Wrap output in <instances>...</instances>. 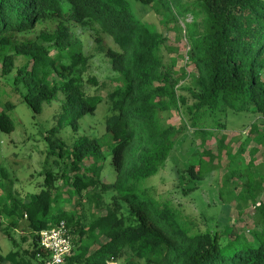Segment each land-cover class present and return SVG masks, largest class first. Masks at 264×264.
Instances as JSON below:
<instances>
[{"label": "trees", "instance_id": "1", "mask_svg": "<svg viewBox=\"0 0 264 264\" xmlns=\"http://www.w3.org/2000/svg\"><path fill=\"white\" fill-rule=\"evenodd\" d=\"M147 1L163 5L166 21L192 14L184 26L189 62L180 70L174 58L172 63L165 59L166 35L153 22L137 18L128 0H0L2 70L12 71L16 56L25 57L15 81L26 86L24 99L35 112L58 99L62 91V120L77 130L82 117L102 100L100 93L88 94L84 88L78 70L88 56L78 40L71 38L69 21L98 25L113 37L116 47L105 44L102 32L96 36L120 75L109 92L112 113L105 132L83 134L71 146L57 138L59 158L54 159L58 168L46 165V185L24 198L33 248H25L22 255L19 248L12 249L0 254V259L33 264L31 258H37L39 250L38 232L66 220L72 234L77 233L73 235L77 251L69 257L70 264H108L124 254H133L126 260L130 264L139 258L144 264H264V171L255 167L253 156L244 154L256 153L264 145V0ZM166 8L172 12L165 13ZM43 21L48 23L39 33L29 34ZM8 48H14L15 54L8 53ZM190 63L195 73L188 68ZM191 73V81L181 85ZM90 79L96 81L94 76ZM180 88L194 98L185 110ZM172 108L181 113L179 126L163 116ZM230 110L252 112L257 120H252L237 150L228 153L219 197L232 210L249 201L254 205L259 227L250 231L252 236L229 218L221 230H192L176 209L137 191L138 181L157 173L165 163L181 127H193L203 135V143L217 127L225 126L223 116ZM13 126L11 116L0 112V127L9 130ZM54 127L61 128L62 122ZM109 148L117 177L104 182L101 171ZM206 152L200 151L202 165L191 177L202 179L209 171L204 166ZM58 178L69 185L68 196L56 183ZM75 193L85 195L103 211L85 222L84 216L62 203ZM106 193L110 200L105 199ZM16 201L9 212L16 211ZM74 202L82 203L78 198ZM98 240L90 251L92 241Z\"/></svg>", "mask_w": 264, "mask_h": 264}, {"label": "rangeland", "instance_id": "2", "mask_svg": "<svg viewBox=\"0 0 264 264\" xmlns=\"http://www.w3.org/2000/svg\"><path fill=\"white\" fill-rule=\"evenodd\" d=\"M128 2L137 18L153 22L166 35L165 59L168 63H172L174 58L175 67L180 70L189 62V43L185 36L184 26L185 20L192 19V14L188 13L186 17L177 16L166 21L162 11L163 5L156 7L147 0H128ZM166 12L171 13L172 9L166 8ZM47 23L46 21L36 23L29 34L33 36L39 33ZM69 30L71 38L78 40L83 52L88 56L86 65L78 70V73L82 75L86 92L102 95V100L95 110L82 117L77 130L62 120L64 97L62 91L59 92V98L47 104L41 112H35L24 99L26 86L22 82L15 81L17 67L25 61L23 55L16 56L13 70L8 73H3V63L0 61V112L6 111L14 121V126L9 130L0 127V254L2 255L17 248L20 249V255H22L25 248H33V230L27 213H24L22 202L31 192L38 191L46 185V172H43L46 165H50L54 170L58 168V161L54 159L59 158L57 152L60 150V145L57 138L64 139L66 145L71 146L83 134H102L106 130L107 117L112 113L109 92L119 83L120 75L113 69L109 57L102 51L96 38L102 32L100 26L72 20L69 21ZM103 34L105 44L117 46L112 36ZM6 51L15 54L14 48H8ZM188 68L192 73L196 72L192 70L194 69L192 63ZM192 73L181 81V85L191 81ZM91 76H94L96 81L90 79ZM179 92L185 95V100L181 105L185 110L187 103H191L194 98L187 89L180 88ZM179 112L177 108H172L166 110L163 116L165 115L168 121L179 126L182 123ZM256 118L252 112L230 110L227 115L223 116L225 126L217 127L203 143V135L197 133L193 127H181L176 133L175 144L165 163L157 173L140 179L137 191L141 196L152 197L176 209L179 216L192 227V230H205L207 227L211 229L219 227L221 230L224 228V223L230 219L237 227L246 229L249 232L248 235L252 236L250 231L259 227L255 224L254 205L249 201L243 204L242 208L232 210L231 205L220 199L219 187L223 173L227 169L228 153L237 150L240 142L248 135L252 120H257ZM60 121L62 127H54ZM207 149L208 152L203 154V158L204 166H208L209 171L204 172L202 179L191 177V174L198 172L202 165L200 151ZM106 153L107 159L101 171V179L104 182H111L116 179L117 171L111 163L110 148L106 149ZM244 154L248 158L253 156L255 167L264 171V145H260L256 153L245 152ZM60 162L63 163L64 160ZM55 181L63 195L68 196L69 185L64 178H58ZM56 190L55 187L52 188L53 193ZM92 192L93 190L90 191ZM14 198H17V206L13 213L9 212L8 208ZM77 198L82 201L79 205L74 202ZM105 199L110 200V193L105 194ZM62 203L66 208H73L77 214L84 216L85 222L90 221L93 215L101 210L94 201L86 200L85 195L79 196L76 193L71 196V199L62 200ZM224 231H222L224 234L222 238L226 235ZM99 240L92 241L90 251L98 246ZM77 245L74 246L72 254L76 253ZM30 250H28L29 253ZM132 255L120 256L116 259L117 264H130L126 260ZM31 259L33 264H43L36 257ZM0 264L14 263L0 259ZM132 264H144V261L139 258Z\"/></svg>", "mask_w": 264, "mask_h": 264}, {"label": "built area", "instance_id": "3", "mask_svg": "<svg viewBox=\"0 0 264 264\" xmlns=\"http://www.w3.org/2000/svg\"><path fill=\"white\" fill-rule=\"evenodd\" d=\"M39 250L37 258L43 264H70L69 257L74 248L73 234L66 220L44 227L38 232ZM108 264H117L116 259L109 260Z\"/></svg>", "mask_w": 264, "mask_h": 264}, {"label": "clouds", "instance_id": "4", "mask_svg": "<svg viewBox=\"0 0 264 264\" xmlns=\"http://www.w3.org/2000/svg\"><path fill=\"white\" fill-rule=\"evenodd\" d=\"M37 238H38V236H37Z\"/></svg>", "mask_w": 264, "mask_h": 264}]
</instances>
